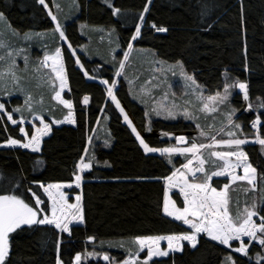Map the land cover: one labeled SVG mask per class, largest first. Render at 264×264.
<instances>
[{
    "label": "trees",
    "instance_id": "trees-1",
    "mask_svg": "<svg viewBox=\"0 0 264 264\" xmlns=\"http://www.w3.org/2000/svg\"><path fill=\"white\" fill-rule=\"evenodd\" d=\"M49 1L67 33L83 52L89 69L99 76L113 78L116 61L122 60V53L132 43L134 50L154 52L166 63L182 64L208 96L220 93L227 83L239 80L248 83L251 102L264 103V0H151L150 5L147 0H112L114 6L121 9L119 15H114L104 0ZM146 6L148 12L144 15L141 36L131 41ZM0 13L18 35L48 37L44 43L35 41L38 44L35 49L44 47L49 54L58 47L62 49L69 82V91L64 98L73 103L76 119L73 126L54 127L38 153L23 148H0V194H17L31 204L34 202L28 191L31 189L45 200L49 208L48 198L39 185L73 184L79 162L90 151L92 155V168L84 174L81 191L84 223L72 226L71 236L60 233L51 225L18 229L10 238L11 264H56L57 247L64 264H74L77 254L86 257L92 252L106 253L114 258L115 263H122L128 258L127 250H136L133 243L136 237L191 231L163 211L166 177L187 162L186 156H173L170 164L168 157L144 151L123 121L120 110L108 99L104 86L88 80L71 51L60 42L54 31L55 22L37 0H0ZM153 23L167 28V31L157 32L151 27ZM107 33L112 34L111 40L105 39ZM51 35L53 39L50 41ZM113 50L116 61L112 58ZM42 53L44 51H35L33 58ZM28 71L30 74L33 69ZM29 74L25 71L24 79L29 80ZM29 84L35 94L37 89L31 81ZM41 91L44 94L45 89ZM120 92L140 130L149 134L144 139L150 147L171 145L168 138L150 132L190 134L196 131L194 123L182 119L149 123L145 108L131 98L123 80ZM39 95L41 93L35 94ZM85 96L89 97L86 105L83 103ZM240 99V94L236 93L232 106L238 111L242 105L236 100ZM0 100L5 103L7 113L19 119L14 109L23 104V97L14 96L7 100L0 96ZM44 109L46 120L59 121L68 114L66 108L53 101L50 92ZM257 114L262 121L260 135L264 138V107L251 115L241 113L236 119L248 139L255 137L256 131L251 124ZM149 127L151 131L147 130ZM19 129L10 123L5 113H0V145L10 138L24 142ZM243 149L257 169L259 189H264L261 146L248 143ZM212 170L214 167L208 163L206 172ZM225 183H229L228 179L212 181L217 190H221ZM247 187L245 183L231 186L233 203L230 208L233 213L237 200L242 208L246 200L250 204L254 197L264 196L261 190L246 195ZM75 192L78 193L73 190ZM172 198L178 207L184 206L178 193ZM91 237L95 239L91 240ZM258 252H262L261 248L253 245L249 254L255 256ZM145 257V253L141 255V259ZM157 261L166 264H226L227 258L222 245L201 235L195 249L185 245L183 252L155 259L150 264ZM82 264L106 263L85 258Z\"/></svg>",
    "mask_w": 264,
    "mask_h": 264
},
{
    "label": "snow or ice",
    "instance_id": "snow-or-ice-1",
    "mask_svg": "<svg viewBox=\"0 0 264 264\" xmlns=\"http://www.w3.org/2000/svg\"><path fill=\"white\" fill-rule=\"evenodd\" d=\"M37 2L44 8L48 9V15L51 19L55 21L54 31L59 33V37L67 41V37L62 30V26L48 6L46 0H37ZM109 8L112 9L114 15H119L121 9L115 7L112 0H104ZM147 4H151V0H147ZM59 9V5H57ZM148 12V7L143 9L139 17V25L135 27L134 34L131 35L130 40L135 41L141 36V26L144 23V15ZM3 13H0V19H3ZM151 27L157 32H166L167 28L157 27L156 24H152ZM5 47V45L0 42V48ZM72 45L69 43L68 48ZM133 50L132 43L127 45V51L122 53L123 60L116 61L115 50H113V60L116 61V68L114 75L115 77H120L125 71V62L129 59V54ZM74 54V51H73ZM7 56H12V52L8 51ZM4 56L0 55V60H3ZM27 63V57L24 58ZM51 61L49 64L48 62ZM76 63H80L79 57L76 58ZM41 67L50 68L53 75L50 81L51 86L55 89V81H59L58 91H55L54 98L59 100L67 109H69L68 114L59 121H54L57 124L69 123L75 124L76 120L74 118V113L72 111L73 104L69 100L61 98V93L68 85L66 69L64 65V60L62 56L61 48H56L54 55L45 54L43 60L40 62ZM15 61L13 60L9 65V73L15 76V73L11 71L16 68ZM80 68L84 69V65L80 64ZM6 73H0V79ZM84 75L88 79L92 80L95 77L90 76L85 70ZM227 78V73H225ZM185 79L190 81L192 85H195L196 89H199V85H196L195 79L191 76L185 74ZM18 83V79H17ZM101 84L105 85L107 88V95L115 103L116 107L120 109L121 113H124V109L121 107L117 96L115 95L116 84L111 83L108 79H103L100 81ZM231 89H238L242 93L243 99L249 101V85L246 82H241L239 80L234 81L231 84H227L224 88L223 95L217 93L213 96L204 97L202 92H195L197 99H199L203 108L202 111L219 112L221 105L225 106L226 110L224 115L227 119V126L229 130L225 133L228 139L217 140L215 135L209 137L210 142L208 143H196L195 140L190 146L186 147H150L145 139L141 137L140 133L132 126V122L124 114V120L132 126V132L135 133L136 138L139 140L140 145L143 147L146 153H156L159 152L162 156H168V162L172 163V155L178 153L180 155L186 156V163L183 164V169L177 168L172 175L166 177V184L168 189L178 188V195L183 196V207H178L176 201L171 199L170 196H165L163 211L164 213L172 217L174 220L182 221L183 224L188 226L191 231H185L180 234L171 235H155V236H140L136 237L133 243L136 246V250L133 252L130 249L128 251V258L122 261V264H150L153 261V257H169L170 253L175 254L177 252L184 251V241H187L191 248L195 249L199 243L201 234L206 236L212 241L218 242L220 245L227 246L232 249L235 253H240L242 256L247 257L250 261L252 256L249 254V248L252 247L251 242H256V244L264 252V196L258 198L254 197L252 202L249 204L247 200L244 206L241 208L239 201L236 203V212L233 213L230 204L233 203L230 196V188L232 185L237 184V182H246L248 187L245 189V194L251 192L256 193L258 190L264 191V189H259L257 169L249 161V157L246 151L243 149V145L248 143H257L262 146V151H264V138L260 135L261 118L257 114L256 118L252 121L251 127L256 130L255 138L249 140L247 136L243 135V128L239 123L233 120L237 109L231 106ZM9 95L11 93H8ZM187 94V93H186ZM31 95H27L25 104L28 105L29 111H31ZM89 102V97L85 96L83 103L86 105ZM42 103V100L40 101ZM264 107V103L260 105ZM177 105L173 102L171 107L164 108L165 119H175L177 115H183L185 119H194L195 117L187 109H181L176 111ZM248 111H252V104L249 103L247 107ZM15 112H21L20 108L14 109ZM0 113H7L5 103H0ZM160 111L157 110V115ZM7 119L11 121L13 125L23 124L24 119L19 120L14 119L11 113H7ZM34 120H38L39 124L43 127H35L34 135H30L29 131L24 128H20L19 131L23 133L24 137H27V142H23L17 139H9L8 146H19L21 148L30 149L32 152H39L42 142V137L48 135L51 132V125L47 123L43 115L34 116ZM200 128V125H196ZM151 131V127L147 129ZM223 131V129H222ZM240 133L238 135L237 133ZM163 136L170 137V134L165 132ZM201 136H207V134L201 130ZM171 138V137H170ZM180 144L184 145L188 143V140L184 136H179L175 138ZM4 145H0L3 147ZM225 147V151H216L218 147ZM202 149H210L208 155L210 157H216L217 159L223 161V164L216 165L213 162L214 170L211 172H206L204 153ZM186 154H191L190 156ZM94 158V157H93ZM234 158V159H233ZM195 162V167L193 166ZM42 163V162H40ZM80 171L83 172L85 169L90 170L92 168V163H86L83 159L79 162ZM238 170H242V174H238ZM198 173H203V175L198 176ZM227 176L231 179V184L225 183L221 190H217L213 187L212 180L213 177ZM191 177V179H189ZM82 177L76 175V187L81 186ZM43 188L44 192L47 193L48 199L51 200V209L49 214V208L45 200L41 199L36 192L29 189L28 191L32 193L34 198L33 203L26 202L25 198H22L17 194H0V264H11L9 260V255L11 251V234L16 233L18 229H22L23 226H28L29 228L33 225H51L55 229H58L60 233H67L69 236L72 235L73 222L78 224L84 223V212L81 206V197H76L75 204H69L68 198L64 192L60 189L65 187H71V184H48L46 187L43 184L39 185ZM53 189L56 191L53 192ZM44 205V207H40ZM74 210V211H73ZM258 218V219H257ZM259 221V222H258ZM245 237L248 238L249 242H245ZM94 240V237L90 238ZM166 241V248L161 247V242ZM237 241L238 246L233 247L232 242ZM123 247V245H121ZM146 252V259L140 258V253ZM89 256L96 257L97 259H103L106 264H115L114 258L110 257L108 254L101 255L97 252H92L88 254ZM228 264H236V261L232 259L231 256L227 258ZM56 264H64V261L59 256V247H57V259ZM74 264H82V255L77 254L74 257ZM156 264H166L163 261H157ZM255 264H264V255L261 253L255 254Z\"/></svg>",
    "mask_w": 264,
    "mask_h": 264
},
{
    "label": "rangeland",
    "instance_id": "rangeland-1",
    "mask_svg": "<svg viewBox=\"0 0 264 264\" xmlns=\"http://www.w3.org/2000/svg\"><path fill=\"white\" fill-rule=\"evenodd\" d=\"M46 2L48 3V6L51 9L52 13L57 16V19L62 26V30L64 31V33L67 37V41L62 40L59 37L60 42L62 44H65L67 48H68L69 43L72 45V47L68 48V49L71 51L72 54L74 51L73 56H74L75 60L77 57H79L80 63L79 64L77 63L79 68H80V64H83L84 69H81V68L80 69L83 72L86 70L90 76L95 77V79H92V81L94 80V81L100 83L101 80L108 79V80H110L111 83L116 84V88H115L114 92H115V95L117 96V99L120 102L121 107L124 109V113H121L122 117H123V121L125 122V124H127L130 127L131 131H132V126H134L136 128V130L140 133L141 137L144 138L146 135H149L148 133H145L142 130H140V128L136 124L132 115L128 112V109L122 100V94L120 92V85H121L122 80L127 83L131 98L135 102L141 104L145 108L147 121L149 123L151 121H154V120L177 121V120L182 119L185 121L192 122L195 125H197V124L200 125V128H198L196 126L197 127L196 131H194L190 134L189 133H172V134H170L171 138L167 137V136H163L162 134H159L156 131L150 132L151 135H160V137L168 138L171 141V145L168 147H171V146H177V147L190 146L194 140L196 143H208V142H210L209 137L212 135H215L217 140L228 139V137L225 135V133L229 130V127L227 126V119H226V116L224 115V112L226 110L225 106H223V105L219 106L220 107L219 112L202 111L203 104L199 99H197L195 92H198V91L202 92L204 97H208V95H206L204 93L202 87L196 82V80H195V82H196V85H199V89H196L195 85H192L190 81H187L185 79V74L187 76H191V77H193V76L191 74H189L184 69L182 64H180V63H176V64L166 63V62L162 61L161 59H159L154 52L151 53L147 50H134V48H133L132 52L129 54L128 61L125 62V71L120 77L117 78L114 76L112 78L110 76H99V75L93 73L89 69L87 62L83 56V52L79 49L77 43L75 41H73L71 39V37L69 36V34L67 33L66 28H65L64 24L62 23V21L60 20L55 7L51 4V2L49 0H46ZM138 26H140V25H138ZM58 35H59V33H58ZM111 38H112V34L107 33L105 36V39L111 40ZM46 39H48V37L46 38L44 35H36L35 36V35L29 34V35L20 36L11 29V27H10L9 23L7 22V20L5 19V17L3 19H0V42H2L5 45V47L0 48V55L4 56V59L0 60V73H6L3 76V78L0 79V96L7 99V100H10L14 96H20V97L22 96L23 97V99H24L23 104L21 106L16 107V108H20L22 111L16 112V113L19 115V119H21V118L24 119V123L23 124H16V125H13L11 123V121H10V123L15 127L19 126L20 128H24L25 130L29 131L30 135H34L35 127H43L42 125L39 124V121L34 120L33 117L39 116V115L44 116V113H45L44 105L46 103L47 93H49V92L51 93L52 99L54 102L62 105L64 108H66L62 103H60L59 100L54 98L55 91L59 90V88H58L59 81H55L56 88L54 89L50 84V81L52 80V77L54 74L51 73L50 68L41 67V64H40V62L43 60V57L45 54L54 55V53H52V54L46 53L45 51L47 49L44 47H39V49H35L38 47V44H40V42L44 43ZM52 39H53V36L51 35L50 41ZM35 41H37L38 44L34 43ZM37 50L41 51V52L44 51V53H42L41 56H39L37 58L36 57L33 58L34 52ZM8 51L12 52V56L6 55V53ZM62 56H63V51H62ZM25 57H27V63L25 62V59H24ZM13 60L15 61V64L17 67L12 69L11 71H13L15 73V76H12L11 74H7V73H9V65L11 64V62ZM63 60H64V57H63ZM122 60H123V58H122ZM48 63L50 64L51 61H49ZM64 65H65V63H64ZM31 68L33 69V72L29 74L28 70ZM65 69H66V67H65ZM25 71L27 74H29V80L31 81V83H33V86L35 87V89H37V90H35L37 92V93L35 92V94L41 93V95L35 96V94H33L32 87H30V84H29L30 81L25 78L27 80V82H29V83H27L23 77V73ZM66 75H67V72H66ZM86 78H87V76H86ZM17 79H18V83H17ZM67 80H68V77H67ZM88 80H90V79H88ZM227 84H231V83H227ZM103 86L107 92L106 86L105 85H103ZM43 88L45 89L44 94L42 93V91L39 92V90H42ZM68 91H69V82H68L67 87L61 93L62 99H65L64 95ZM8 93H11V94L9 95ZM223 93H224V89L219 94L223 95ZM231 93H232L231 94V100H230L231 106H232L233 101H234V95L236 93H238L241 96L240 100H236L238 102L240 101L242 108L239 111L237 110L235 116L233 117V120L235 122H236L237 117L241 113H245L246 115H251L252 113H254V111L262 108V107H260L261 102H258V101L257 102H251L250 100L245 101L243 99L242 93H240L238 89H231ZM27 95H31V97H32L31 101H29V104L31 105V109H32L31 111H29L28 105L25 104V100H26ZM211 96H213V95H211ZM108 99L111 100L110 97H108ZM41 100H42V103H40ZM173 102L175 103V105H177V108L175 109L176 111H179L181 109H187L189 112H191L193 114V116L195 118L194 119H185L183 115H177V117L175 119H171V118L165 119V112L163 111V109L171 107ZM0 103H2L1 100H0ZM112 103L115 105V103L113 101H112ZM249 103L252 104V109H253L252 111L247 110ZM157 110L160 111L159 115H157ZM67 111L69 112V109H67ZM72 111L74 113V105H73ZM125 113L127 114L129 119L131 120L132 126H130L124 120V114ZM5 114L7 116V113H5ZM13 118H14V116H13ZM74 118H75V113H74ZM19 119H17V120H19ZM44 119H45V117H44ZM45 121L51 125V132H52V129L54 127H59V126H63V125H72V126L75 125V124H69V123L57 124V123H54V121H56L54 119H50V120L45 119ZM222 129H223V131H222ZM201 130H203L207 134V136L202 137L201 136ZM253 130H255V129H253ZM51 132L48 135L42 137L40 151H41L42 143H43L44 139L49 137ZM21 134L24 137L22 132H21ZM133 134L135 135V133H133ZM237 134L240 135L239 132ZM179 136L186 137L188 140V143L184 144V145L180 144L179 141H177L175 139L176 137H179ZM135 137H136V135H135ZM27 139H28L27 137H24V142H27ZM253 139H249V140L251 141ZM2 145H4V146L0 147V148H21L19 146H8V142H6ZM261 148H262V146H261ZM23 149H25V148H23ZM26 150L31 151L30 149H26ZM215 150L216 151H225L227 149L225 147L221 146V147L216 148ZM201 151L204 153L205 160L207 161V163L205 164V170H206L208 163H210L211 167H213V162H215L216 165L223 164V161L217 159L216 157H210L208 155V153L212 150L202 149ZM263 153H264V151H263ZM155 154L161 155L159 152H156ZM178 155H180V154L174 153L172 155V157L178 156ZM186 155L190 156L191 154H186ZM164 156H166V155H164ZM181 156H185V155H181ZM166 157H168V156H166ZM83 160L86 163L91 162L90 161V160H92L91 151L83 158ZM193 166L194 167L196 166L195 162H194ZM179 169H181V171H185L183 169V166ZM87 171H89V170L85 169L83 172H81L80 168L78 166L77 175H80L82 177L81 186L79 188L76 187V181H75L73 184H71V187H65V188L60 189V191L64 192L65 195L67 196L69 204H75L76 203V197L79 195L77 192L73 193V190H77V189H80L82 187V184L84 181V174ZM238 174H242V170H238ZM197 175L200 176V175H203V173H198ZM189 179H191V177H189ZM214 179H228L229 184H231V179H230V177H227V176L213 177V180ZM238 183H245L246 184V182H237V184ZM63 185H67V184H63ZM235 185L236 184H234L232 186H235ZM55 191L56 190L53 189V192H55ZM43 192H44V190H43ZM174 193H179V189L175 188V187L172 189H168L167 184H166V195L170 196L171 199H173L172 195ZM45 195L47 196V193H45ZM180 196L183 199L182 194ZM47 198H48V196H47ZM48 204H49V214H50L51 200H49V199H48ZM42 206L43 205H41L40 207H42ZM170 218H172V217H170ZM77 224L78 223L73 222L71 227L75 226ZM201 235H203V234H201ZM244 239H245L246 243L249 242L247 237H245ZM251 243H252V246L257 245L256 242H251ZM183 244H184V246L185 245L190 246V244L187 241H184ZM232 244H233V247L238 246L237 241H233ZM166 246H167V242L162 241L161 247L166 248ZM222 246L224 247L225 257L228 258L229 256H231L232 259H234L236 261V264H255V256H252V260L250 261L247 257L242 256L240 253L233 252L231 248L224 246V245H222ZM250 249L251 248H249V252H250ZM146 252H147V249H145V252H141L140 258H141V255L144 253L146 256ZM177 253H179V252H177ZM261 254L264 255V252H261ZM101 255H103V254H101ZM172 255H174V254L170 253L169 257ZM85 258L86 259L91 258V259L99 260V261H102L103 263H106L105 261H103L102 258L97 259L96 257H92L89 255L86 257H82V261L85 260ZM163 258H168V257H153V260L163 259ZM144 259H146V257ZM142 260H143V258H142ZM115 264H122V263H115ZM226 264H228V261Z\"/></svg>",
    "mask_w": 264,
    "mask_h": 264
},
{
    "label": "crops",
    "instance_id": "crops-1",
    "mask_svg": "<svg viewBox=\"0 0 264 264\" xmlns=\"http://www.w3.org/2000/svg\"><path fill=\"white\" fill-rule=\"evenodd\" d=\"M147 154H153V155H159V154H155V153H147ZM88 172V171H87ZM83 185V184H82ZM77 191H78V195L81 197V201H80V203H81V206H82V195H81V191H82V187L80 188V189H77ZM165 196H166V194H165ZM83 208V207H82ZM77 225H82V224H77Z\"/></svg>",
    "mask_w": 264,
    "mask_h": 264
}]
</instances>
